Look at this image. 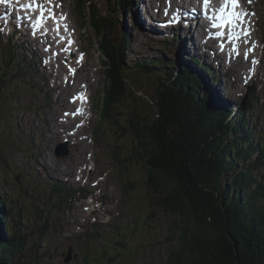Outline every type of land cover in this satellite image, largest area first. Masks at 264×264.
<instances>
[{
  "label": "rangeland",
  "instance_id": "obj_1",
  "mask_svg": "<svg viewBox=\"0 0 264 264\" xmlns=\"http://www.w3.org/2000/svg\"><path fill=\"white\" fill-rule=\"evenodd\" d=\"M92 1L95 14L108 16L114 39L129 36L124 66L128 95L114 108L117 124L110 120L100 123V116L95 112L98 102L94 103L104 90L106 61L99 53L87 6L81 7L80 16L76 8L77 0H38L46 8L52 3L59 15L67 14L70 18L69 32L75 31L77 44L69 59L76 61L79 53L84 54V64L76 67L75 77L73 72L68 71L71 77L64 69L68 64L63 60L68 61L67 57L57 51L47 52V45L38 42L39 27L31 24L33 31L30 34L28 27L23 25V29L16 28L21 34L17 32L11 35L14 26L4 27L2 24L6 20L0 19V49L14 45L23 49L22 44L30 55L27 59L32 64L36 79L33 83L29 77L12 82L0 95V155L4 158L3 162L0 160V190L1 194L12 199L14 218L22 217L20 225L26 235V244L19 262L107 264L104 255L110 254L115 256L111 264H164L170 243L175 242L167 241L171 217L154 206L155 194L147 184V166L135 148L136 138L130 131L128 119L134 115L140 121L146 115L151 117L156 114L153 105L159 84L171 81V78L166 80L165 76L159 77V73L164 74L166 69L174 73L177 69L187 70L194 79L200 80L202 87L209 90L210 98L218 103L222 111L230 114L232 124L242 120L251 132L245 141L249 140L253 145L251 147L260 150L264 146V47L258 42L263 38L264 0H247L246 3L251 1L255 4L259 22L257 34L255 28V35L249 39L251 46L257 42V51L254 58L245 61V70L238 69L240 61L229 64V68L220 61H213L210 54L204 66L195 65L193 61L198 58H195L196 52L187 63L182 51L177 49L181 36L175 30L156 37L151 32L142 35L140 27L145 33L149 30L146 22L140 18L142 0H132V7L122 9L120 0ZM143 2L146 3V0ZM177 5L178 0H175L172 7L177 9ZM134 12H137L140 27ZM47 19H51V14ZM250 24H255V18L254 23L250 21ZM192 34H189V39L194 37L195 32ZM193 44L199 45L196 41ZM240 53L244 57L242 47ZM44 56L57 58L50 61L52 69L47 68L49 59L46 60ZM146 60L154 61L159 67V71L153 70L156 76L138 67L140 62ZM200 60L202 63L201 57ZM162 62L167 64V68L161 65ZM258 63L253 83H247L252 79L251 72ZM206 67L209 70L206 71ZM212 71L221 79L217 77L219 80L213 81L211 75L209 77ZM206 80L210 81L208 87ZM84 89L90 96L84 128L76 129L73 122L70 127H65L62 122L72 120L71 109L76 104L71 97ZM217 97L229 106L223 107ZM64 112L71 114L64 118ZM241 134L242 130H236L235 134L230 132L228 135L227 141L233 142L232 148L235 149L232 155L236 149L241 150L242 145L231 140L239 139L237 137ZM60 144H67L68 154L56 158L54 151ZM118 159L127 167L124 173L117 165ZM240 167L245 166L241 164ZM262 170L257 175H262L264 189ZM233 175L230 172L228 179ZM126 182L132 183V189L129 188L130 194L125 197L121 185ZM54 185L63 186L70 192L71 203L73 200L71 209L66 208V201L57 207L56 191L51 190ZM67 199L70 197L67 196ZM46 217H49V233L43 240L40 229ZM94 232L105 240L90 239L88 235ZM5 233L8 234L7 231ZM117 241L123 242L125 247L114 245ZM69 251L72 258L66 263Z\"/></svg>",
  "mask_w": 264,
  "mask_h": 264
},
{
  "label": "trees",
  "instance_id": "obj_2",
  "mask_svg": "<svg viewBox=\"0 0 264 264\" xmlns=\"http://www.w3.org/2000/svg\"><path fill=\"white\" fill-rule=\"evenodd\" d=\"M132 2L120 0V8ZM82 6L90 9L89 23L94 29L99 53L106 61L104 90L96 101L95 112L100 116V123L110 120L117 124L114 108L128 95L124 66L129 36L114 39L108 16L95 14L92 0H77L80 16ZM18 52L20 48L16 45L0 49V95L12 82L27 77L35 80L28 75L24 52L22 60ZM162 64L167 68V64ZM193 64L200 65L197 59ZM138 67L152 76H156L153 70L159 71L150 60L140 62ZM158 75L171 81L165 84L158 78L160 84L153 105L156 114L146 115L140 121L132 115L128 125L136 138L139 157L147 166V184L155 194L154 206L171 217L167 241L175 242L170 243L164 264H264V189L263 177L257 175L264 169V146L260 150L251 147L252 143L245 141L251 132L242 120L232 124L230 114L222 111L210 98L209 90L187 70L177 69L174 73L166 69ZM222 106L229 105L222 103ZM236 130H242L243 134L231 141L241 143L242 148L232 155L233 142L227 139ZM0 160H4L1 155ZM116 162L124 173L127 167L123 161ZM241 164L245 167H240ZM230 172L234 175L228 179ZM130 187L129 182L121 185L125 197L130 194ZM1 190L0 264H23L19 262L26 244L20 225L22 217L14 218L13 201L1 194ZM51 190L56 191L58 208L65 201L70 203L67 199L70 192L65 187L54 186ZM48 223L49 217H46L40 229L43 240L49 233ZM96 233L88 237L99 239ZM114 245L125 247L120 241ZM104 256L107 264L115 257Z\"/></svg>",
  "mask_w": 264,
  "mask_h": 264
},
{
  "label": "snow or ice",
  "instance_id": "obj_3",
  "mask_svg": "<svg viewBox=\"0 0 264 264\" xmlns=\"http://www.w3.org/2000/svg\"><path fill=\"white\" fill-rule=\"evenodd\" d=\"M10 2L11 0H0V4H8ZM17 2H19V0H17ZM46 2H50V0H46ZM20 7L21 9L32 11L39 10L41 18L45 11L51 13V9H44L43 5L37 3L36 0H31V2L27 4H21ZM209 7L210 0H203V9L206 18L211 21V27L213 29H218V31L210 34V38L220 41L219 47L221 51H224L226 46L230 44L232 46V52L238 56L240 50L235 41L240 39L242 35H248L242 27L245 22L244 17L247 13L237 11L239 7L238 0H223L222 6L218 10H213V15H208ZM165 15H168L167 9H165ZM51 18L55 19L54 13H51ZM244 58L248 59V52H245ZM253 63H256V61H253Z\"/></svg>",
  "mask_w": 264,
  "mask_h": 264
},
{
  "label": "bare ground",
  "instance_id": "obj_4",
  "mask_svg": "<svg viewBox=\"0 0 264 264\" xmlns=\"http://www.w3.org/2000/svg\"><path fill=\"white\" fill-rule=\"evenodd\" d=\"M179 1H181V0H178V2ZM20 2L22 3V4H26V2L27 3H29V2H31V0H27L26 2H25V0H20ZM36 2L37 3H40V4H42L43 5V7L45 6L42 2H38V0H36ZM238 2H239V0H238ZM170 3H171V6L173 5V4H175V0H170ZM141 4H144V2H143V0L141 1ZM20 5V4H19ZM133 6V5H132ZM130 8V7H129ZM178 8V7H177ZM45 9V8H44ZM47 10V9H46ZM46 12L47 11H45L44 12V15L46 14ZM1 13L2 14H4L5 16H6V18H5V20H6V22H4L2 25H4V27L6 26V28H9V26H14V29L12 28V30H11V35H13L14 33H17L16 31H18V33H20L21 34V32L19 31V30H17L16 28H20V29H23L24 28V26L25 27H28V31H29V33L31 34L32 33V31H33V26L34 27H38L35 23H42V19H41V21H40V19L39 18H37L36 20H34L30 15H28V13H26V12H24L21 8H19L18 7V3L17 2H10V3H8V4H5V6L3 7V9H2V11H1ZM178 13H179V10H178ZM32 14H35L36 16H38V17H41V14H40V11L39 10H36V11H32ZM132 14V13H131ZM134 14L136 15V17H137V12L135 13L134 12ZM139 14V13H138ZM214 14V13H213ZM212 14V15H213ZM43 15V16H44ZM48 15L49 14H47V16L46 17H48ZM27 17V18H26ZM133 17H134V15H133ZM132 17V19L134 20V18ZM181 17V16H180ZM140 18H143L142 17V14L140 13ZM138 21H137V24H138V26L140 27V25H139V23H140V21H139V17H137L136 18ZM27 20H28V22H27ZM135 21V20H134ZM21 23V25H20V23ZM12 24V25H11ZM31 24H33V26L31 25ZM24 25V26H23ZM45 25V23H43V25L42 26H44ZM147 28H146V32H147ZM194 30H195V26H193V28H191V29H189L188 31H185V34H184V36L182 37L181 36V38H182V40H181V38H180V40H178V42H177V49H179L180 51H182V54H183V57L185 58V61L187 62V63H189L190 62V59H191V57H192V55L194 54V52L196 51V48H195V46H194V44H193V41H195V39H193V37L192 38H190L189 39V34L190 33H192V32H194ZM140 31L141 32H143L142 33V35H147L149 32H150V30H148V32L147 33H145L142 29H141V27H140ZM140 32V33H141ZM25 36H27V35H25ZM155 36H159L158 35V33H157V31H156V34H155ZM196 42H197V40H196ZM45 45V44H44ZM23 49H20V52H18V55H19V57L21 58V60H22V56H21V54H22V52H24V56L26 57V58H28V57H30V55L28 54V52L25 50V48H24V46L21 44L20 45ZM46 48H49L48 46H46ZM68 48V47H67ZM182 48H184V50H182ZM16 50V49H15ZM33 55H35L34 53H32ZM179 55V54H178ZM254 57V55H252V56H250V58H253ZM24 59V58H23ZM27 61H28V59H27ZM240 61V63L237 65V67H238V69H243V70H245V65H247V63L245 62V61H243V59H240L239 60ZM76 70V69H75ZM200 75H201V73H200ZM201 76H203V75H201ZM209 77H210V75H209ZM206 79H207V77H205ZM237 78V77H236ZM219 80V79H218ZM207 82V84H205L207 87H208V85L210 86V81L209 80H206ZM237 81H238V78H237ZM214 91H216L215 89H214ZM210 93V92H209ZM212 94L213 93H215V92H211ZM218 98V97H217ZM218 100H221V99H219L218 98ZM222 101V100H221ZM222 103H224V104H227V103H225V102H223L222 101ZM45 165V164H44Z\"/></svg>",
  "mask_w": 264,
  "mask_h": 264
},
{
  "label": "water",
  "instance_id": "obj_5",
  "mask_svg": "<svg viewBox=\"0 0 264 264\" xmlns=\"http://www.w3.org/2000/svg\"><path fill=\"white\" fill-rule=\"evenodd\" d=\"M68 154L67 146L66 145H59L57 150L55 151L56 157H65ZM71 251L68 252V255L65 259V262L68 263L71 260Z\"/></svg>",
  "mask_w": 264,
  "mask_h": 264
},
{
  "label": "clouds",
  "instance_id": "obj_6",
  "mask_svg": "<svg viewBox=\"0 0 264 264\" xmlns=\"http://www.w3.org/2000/svg\"><path fill=\"white\" fill-rule=\"evenodd\" d=\"M72 201H73V200H72ZM72 204H73V202L71 203V196H70V203H69L68 205H66V208L68 207L69 209H71ZM69 205H70V206H69ZM99 207H100V205H99ZM94 211H95V210H93L92 213H94ZM93 225H95V227H97L96 224H93Z\"/></svg>",
  "mask_w": 264,
  "mask_h": 264
}]
</instances>
